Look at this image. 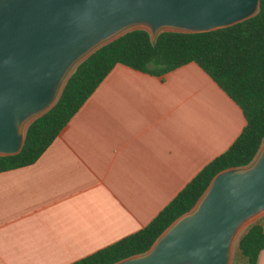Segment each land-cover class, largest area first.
Segmentation results:
<instances>
[{
  "label": "crops",
  "instance_id": "crops-1",
  "mask_svg": "<svg viewBox=\"0 0 264 264\" xmlns=\"http://www.w3.org/2000/svg\"><path fill=\"white\" fill-rule=\"evenodd\" d=\"M245 127L195 63L117 65L36 163L0 173V264H72L140 231Z\"/></svg>",
  "mask_w": 264,
  "mask_h": 264
},
{
  "label": "water",
  "instance_id": "water-1",
  "mask_svg": "<svg viewBox=\"0 0 264 264\" xmlns=\"http://www.w3.org/2000/svg\"><path fill=\"white\" fill-rule=\"evenodd\" d=\"M260 0H0V157L58 102L76 68L135 30L207 33L255 17ZM264 213V142L248 167L217 174L196 206L144 254L115 264H231L234 243Z\"/></svg>",
  "mask_w": 264,
  "mask_h": 264
},
{
  "label": "trees",
  "instance_id": "trees-1",
  "mask_svg": "<svg viewBox=\"0 0 264 264\" xmlns=\"http://www.w3.org/2000/svg\"><path fill=\"white\" fill-rule=\"evenodd\" d=\"M190 63L236 103L246 127L145 228L72 264H115L146 253L196 206L217 174L254 162L264 142V0L255 17L229 28L196 34L165 32L155 43L146 30H135L100 48L76 68L55 106L29 126L21 153L0 157V173L36 163L117 65L163 77ZM237 247L246 264H257L264 251V227L252 225Z\"/></svg>",
  "mask_w": 264,
  "mask_h": 264
},
{
  "label": "rangeland",
  "instance_id": "rangeland-1",
  "mask_svg": "<svg viewBox=\"0 0 264 264\" xmlns=\"http://www.w3.org/2000/svg\"><path fill=\"white\" fill-rule=\"evenodd\" d=\"M255 224H260L264 227V213L256 217L252 222L249 223V225L244 228V230L241 232L240 236L237 238L236 242L234 243L233 251H232V257H231V264H245V258H243L239 251H238V241L241 238L242 235L246 233V231Z\"/></svg>",
  "mask_w": 264,
  "mask_h": 264
}]
</instances>
